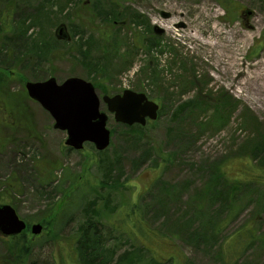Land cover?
<instances>
[{
	"label": "rangeland",
	"instance_id": "rangeland-1",
	"mask_svg": "<svg viewBox=\"0 0 264 264\" xmlns=\"http://www.w3.org/2000/svg\"><path fill=\"white\" fill-rule=\"evenodd\" d=\"M222 1L0 0V205L45 227L34 240L31 227L0 234V264H77V229L94 240V228L107 264L141 245L184 264H264V102L241 89L264 61V0H227L228 12ZM61 27L68 37H57ZM175 29L226 45V57L216 63L217 47ZM50 77L92 83L108 149L64 144L66 132L24 88ZM126 89L158 103V118L116 122L102 96ZM250 167L262 181L249 180ZM247 229L229 255L225 244ZM22 240L17 259L8 246Z\"/></svg>",
	"mask_w": 264,
	"mask_h": 264
},
{
	"label": "water",
	"instance_id": "water-1",
	"mask_svg": "<svg viewBox=\"0 0 264 264\" xmlns=\"http://www.w3.org/2000/svg\"><path fill=\"white\" fill-rule=\"evenodd\" d=\"M242 13L251 15L249 10ZM161 15L168 17L169 13L161 12ZM58 29L57 36L65 37L64 28ZM155 29L157 34L161 33V29ZM25 89L32 100L49 112L54 119L53 127L66 132V146L78 151L85 143H91L96 150L103 151L110 145L108 115L100 110L101 99L92 83L78 77H70L57 83L55 78L50 77L44 81L26 82ZM102 101L116 122L129 126H144L148 120H155L158 115L159 105L142 92L126 89L122 94L103 95ZM25 228V221L11 205H0V234L17 235ZM30 230L33 235H38L42 231V225L34 224Z\"/></svg>",
	"mask_w": 264,
	"mask_h": 264
},
{
	"label": "trees",
	"instance_id": "trees-1",
	"mask_svg": "<svg viewBox=\"0 0 264 264\" xmlns=\"http://www.w3.org/2000/svg\"><path fill=\"white\" fill-rule=\"evenodd\" d=\"M227 0L226 1H222L221 5L223 6V9L228 12L230 11L228 4H227ZM230 8L233 6L232 2L229 3ZM40 16H42V14H40ZM21 25H24V22H21ZM21 25L19 24L17 27V29L19 28L21 31V34H23L24 31V26L21 27ZM19 32V31H18ZM3 80V78L0 77V82ZM3 82H1L2 84ZM134 126H138V125H133ZM131 128H133L132 126H129ZM140 127V126H139ZM132 131H136V130H132ZM137 134V133H135ZM251 169L254 170V175H251L249 180H257V181H262L263 180V176L261 174H263L262 170L257 168L254 169L253 167H250ZM135 204V203H134ZM133 204V205H134ZM135 207V206H134ZM135 211V208H132ZM233 211L230 212L229 217L232 215ZM97 214V212L95 213V215ZM140 220V219H139ZM143 223L141 221H139V230H143ZM79 236L78 239L76 241V245H75V250H76V254H77V264H107L111 258L105 257L104 256V250L101 249V245H103L102 243H100V237H98L97 231L94 228V240H90L87 236V232L84 233V230L82 229H77ZM247 233H244V235H237L235 237V241L233 244H225V249L230 251L229 255L232 254H236L239 245H242V242L245 240H248L249 236L252 235L251 231L249 229L246 230ZM159 236H161V234L159 233ZM167 238V237H166ZM133 240H135L132 237ZM18 242H16V245H9L8 246V250L10 253L14 254V256L16 255L17 259L20 258V254L25 255L27 250H28V246L24 244V240L21 241L22 244L17 245ZM142 247H136V252L135 253H131V256H129V254L124 253V255L119 257V262L118 264H164L165 262H170V264H184V255L180 254L177 256L175 253L173 254L172 257L166 258V257H162L161 256V260L158 259L155 254H149V256L147 255L149 252L147 251V249L149 250L148 247H146L145 245H141ZM240 249V248H239Z\"/></svg>",
	"mask_w": 264,
	"mask_h": 264
},
{
	"label": "bare ground",
	"instance_id": "bare-ground-1",
	"mask_svg": "<svg viewBox=\"0 0 264 264\" xmlns=\"http://www.w3.org/2000/svg\"><path fill=\"white\" fill-rule=\"evenodd\" d=\"M161 27L164 29L171 30L172 28L168 24H161ZM177 32L182 33V36H190L191 38L197 39L199 42H202L204 44H209L212 45L213 48L217 47L219 50L216 52L215 55V61L218 63L219 59L222 57H226L225 54V46L226 45H218V42H211L210 37L206 38H199L198 32H195L194 29H181V30H176ZM227 39L229 44H233L232 34L228 32ZM229 59H232V56H229ZM231 62L227 63L228 68L233 71L235 74V77H241L243 74V71L238 69L235 66L234 60H230ZM249 88V89H247ZM242 91H245L247 95L250 94V96L253 98V100L257 102H264V61H262L261 65L259 68L256 69L255 72H253L252 75L248 76L243 85L241 86ZM249 93V94H248Z\"/></svg>",
	"mask_w": 264,
	"mask_h": 264
},
{
	"label": "flooded vegetation",
	"instance_id": "flooded-vegetation-1",
	"mask_svg": "<svg viewBox=\"0 0 264 264\" xmlns=\"http://www.w3.org/2000/svg\"><path fill=\"white\" fill-rule=\"evenodd\" d=\"M25 223H26V225H27V228H26V230H25V232H23V235H26L27 233H26V231L28 230V227H29V229H30V224L28 225V223L25 221ZM43 226V230H42V232H41V234L40 235H37V236H32L31 237V239L32 240H34V239H36V238H38V237H40L43 233H44V231H45V227H44V225H42ZM22 234H20V235H17V236H8V237H5V238H15V237H19V236H21ZM4 237V236H3Z\"/></svg>",
	"mask_w": 264,
	"mask_h": 264
}]
</instances>
